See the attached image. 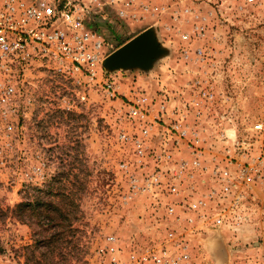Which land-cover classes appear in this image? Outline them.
I'll use <instances>...</instances> for the list:
<instances>
[{
	"label": "rangeland",
	"instance_id": "374dc122",
	"mask_svg": "<svg viewBox=\"0 0 264 264\" xmlns=\"http://www.w3.org/2000/svg\"><path fill=\"white\" fill-rule=\"evenodd\" d=\"M45 1L68 4L99 36V62L92 78L52 60L12 72L0 208L34 187L63 197L72 227L50 264H128L181 246L188 264H214L216 232L228 264H264V0H130L136 19L118 16L121 0ZM150 27L168 50L151 69H104ZM238 164L250 172L237 178ZM34 234L0 214V264H46L30 261Z\"/></svg>",
	"mask_w": 264,
	"mask_h": 264
},
{
	"label": "built area",
	"instance_id": "2783aa9c",
	"mask_svg": "<svg viewBox=\"0 0 264 264\" xmlns=\"http://www.w3.org/2000/svg\"><path fill=\"white\" fill-rule=\"evenodd\" d=\"M121 1L124 7L118 9V16L136 19V14L127 10L131 1ZM67 5L59 7L45 0L35 3L26 0H0V102L8 100L11 94L12 72L33 60L68 63L66 65L71 70L86 71L90 78L95 75L101 40L83 24L81 16ZM256 127L260 126L257 124ZM238 166L239 174H235L237 178L250 172L248 166ZM227 176L225 174L222 177ZM233 183L235 181L228 177L220 191L229 193ZM200 204L204 203L193 202L192 207ZM233 208H237L236 201H233L228 213ZM225 213L223 211L218 215L216 223L220 225L224 222ZM128 264H188V253L183 246L177 254H169L166 250H146L131 254Z\"/></svg>",
	"mask_w": 264,
	"mask_h": 264
},
{
	"label": "trees",
	"instance_id": "16d2710c",
	"mask_svg": "<svg viewBox=\"0 0 264 264\" xmlns=\"http://www.w3.org/2000/svg\"><path fill=\"white\" fill-rule=\"evenodd\" d=\"M33 190H36L35 194L22 195L21 200L12 207L0 208V214L15 217L21 223L32 226L35 234L31 246H34L32 250L37 251V254H32L30 261L37 263L48 257L46 264H50L63 254L62 246L68 242L65 237L72 227L71 212L66 211L63 197L58 198L52 189L45 194L41 188L34 187ZM40 247L43 251L39 250Z\"/></svg>",
	"mask_w": 264,
	"mask_h": 264
},
{
	"label": "water",
	"instance_id": "95a60500",
	"mask_svg": "<svg viewBox=\"0 0 264 264\" xmlns=\"http://www.w3.org/2000/svg\"><path fill=\"white\" fill-rule=\"evenodd\" d=\"M167 51L157 39L155 29L150 27L111 51L101 64L108 72L117 69L146 71L152 68L157 59L167 54ZM207 246L214 264H228V253L219 232L208 239Z\"/></svg>",
	"mask_w": 264,
	"mask_h": 264
}]
</instances>
